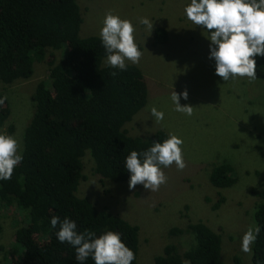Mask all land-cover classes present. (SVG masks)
I'll return each instance as SVG.
<instances>
[{"label":"trees","instance_id":"obj_1","mask_svg":"<svg viewBox=\"0 0 264 264\" xmlns=\"http://www.w3.org/2000/svg\"><path fill=\"white\" fill-rule=\"evenodd\" d=\"M81 8L76 0H0V82L29 78L35 61H46L48 67L47 76L31 93L34 110L23 132V160L10 180H0V232L2 218L16 219L14 239L22 247L6 264H81L75 248L57 239L59 225L51 226L54 216L68 218L78 232L90 230L97 237L109 230L119 233L135 253L132 264H137L139 225L77 193L86 178L83 157L90 156L100 180L130 182L126 157L133 150L142 154L169 135L163 129L145 136L127 132L125 123L147 101L142 70L133 63H126L124 71L102 65L107 52L100 36L79 34ZM166 39V29L155 27L153 43ZM254 58L256 76L264 84V56ZM10 111L7 99L0 105V133L14 130L7 122ZM209 180L215 187H227L236 183L237 175L222 160L212 164ZM253 193L257 198L251 206V225H259L261 233L251 245L249 262L264 264V187ZM223 199L214 201L212 209ZM205 200L210 201L209 196ZM168 232L187 237L182 244L166 243L154 264H225L220 229L200 219L171 226ZM234 259L241 264L238 255ZM82 264L95 261L89 257Z\"/></svg>","mask_w":264,"mask_h":264},{"label":"rangeland","instance_id":"obj_2","mask_svg":"<svg viewBox=\"0 0 264 264\" xmlns=\"http://www.w3.org/2000/svg\"><path fill=\"white\" fill-rule=\"evenodd\" d=\"M76 1L83 11L81 36L99 35L110 10L133 23L135 42L143 53L136 65L142 70L147 101L125 123L127 132L145 136L163 129L168 135H177L183 140L186 163L183 170H178L175 163L168 168L161 166L167 182L152 192L141 184L130 190L128 181L100 180L86 154L83 157L86 178L80 181L77 193L87 196L98 208L107 207L139 225L137 264H154V256L166 243L182 244L186 234L170 235L171 226L184 227L188 220L200 219L220 229L221 257L225 264H235V255L240 257L241 264H250V253L242 251V237L252 224L251 206L257 198L253 192L264 187L262 80L250 82L247 77H237L224 81L216 75L215 59L210 58L211 33L188 20L184 11L191 0ZM145 17L153 23V30L157 26L166 29L164 42L153 43V30L140 23ZM107 64L105 56L102 65ZM47 69L46 61H35L29 78L15 79L10 84L0 82L11 108L7 122L14 125V130L10 135L19 141L20 152L23 132L34 110L31 93L37 82L47 76ZM185 90L187 100L182 95ZM172 91L181 94V106L194 107L193 115L175 111ZM153 106L164 112L163 121L155 122L151 115ZM222 160L234 167L237 181L231 186L215 187L209 180V170L213 163ZM206 196L210 201L205 200ZM220 196L224 199L212 209L211 204ZM12 220L10 216L2 218L0 264H6L22 250L14 239L18 223Z\"/></svg>","mask_w":264,"mask_h":264},{"label":"clouds","instance_id":"obj_3","mask_svg":"<svg viewBox=\"0 0 264 264\" xmlns=\"http://www.w3.org/2000/svg\"><path fill=\"white\" fill-rule=\"evenodd\" d=\"M184 11L188 20L210 31L208 38L213 45L210 58L215 59L216 75L224 81L237 77H247L250 82L257 79L254 57L264 56V0H191ZM140 23L152 32L153 23L148 18H141ZM135 31L130 20L114 15L111 10L106 13L99 35L107 52V62L112 68L124 71L127 69L126 61L133 64L140 62L143 53L135 42ZM110 75L116 76L117 73ZM182 95L185 100L188 99L187 90ZM7 99L6 95L0 98V105ZM180 99L181 94L172 91L175 111L193 115L194 107L181 106ZM151 115L156 123L164 119V112L154 106L151 107ZM182 144L181 138L170 133L162 143L154 142L142 154L131 151L125 160V167L131 173L130 190L141 184L146 190L158 191L168 179L161 166L168 168L175 163L178 170H183L186 163ZM22 160L19 141L13 135L0 133V180H10ZM57 225V239L75 248L76 259L81 264L89 257L95 264H132L135 259L134 251L126 246L117 232L109 230L97 237L90 230L78 232L77 224L68 218L61 220L59 216H54L51 226L56 228ZM260 233L259 225L248 227L242 237L243 252H252L251 245Z\"/></svg>","mask_w":264,"mask_h":264}]
</instances>
